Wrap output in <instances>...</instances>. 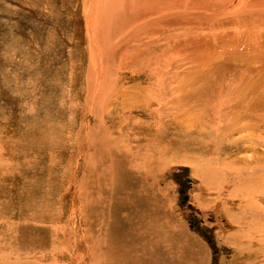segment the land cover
<instances>
[{
    "label": "rangeland",
    "instance_id": "obj_1",
    "mask_svg": "<svg viewBox=\"0 0 264 264\" xmlns=\"http://www.w3.org/2000/svg\"><path fill=\"white\" fill-rule=\"evenodd\" d=\"M81 1L0 0V264H106L123 258L141 230L151 247L148 264H256L226 235L233 228L216 206L224 204L215 193L225 182L220 169L204 167L206 180L193 174L196 144L174 139L148 174H135L121 152V159L110 158L113 141L104 131L121 125L110 116L99 120L86 100L89 54L80 33ZM118 60H108L107 67ZM180 70L185 73V64ZM208 80L205 92L190 99L195 103L185 101V115L209 98L208 91L218 98L217 83ZM131 115L138 117V110ZM209 152L197 165L208 164ZM255 178L252 183L264 184L263 176ZM152 223L156 228L145 232ZM172 238L171 258L166 247Z\"/></svg>",
    "mask_w": 264,
    "mask_h": 264
},
{
    "label": "bare ground",
    "instance_id": "obj_2",
    "mask_svg": "<svg viewBox=\"0 0 264 264\" xmlns=\"http://www.w3.org/2000/svg\"><path fill=\"white\" fill-rule=\"evenodd\" d=\"M81 6L85 22L80 33L84 32L89 54L85 99L92 105V115L99 120L113 117L121 125L104 131L106 139L113 141L110 158L127 156L135 174H148L163 161L160 156L174 139L196 144L200 156L190 158L193 174L206 180L204 167L216 166L225 179L215 193L224 202H217V210L233 228L226 235L256 258L252 262L264 264V184L252 183L253 177H264V0H82ZM115 58L117 64L108 68V60ZM184 64L185 73L180 70ZM208 79L217 83L218 98L208 91L209 98L185 115V101L195 103L190 99L205 92ZM114 81L112 90H103L113 87ZM133 98L139 103L132 104ZM134 110L138 117L131 115ZM211 142L216 156V150L209 152ZM208 152V164L197 165L205 161L201 154ZM229 160L235 163L228 164ZM147 227L145 232L156 228L153 223ZM142 231L123 258L106 264H148L151 247L147 248ZM186 238L185 249H189ZM175 241L172 238L166 247L170 257Z\"/></svg>",
    "mask_w": 264,
    "mask_h": 264
},
{
    "label": "water",
    "instance_id": "obj_3",
    "mask_svg": "<svg viewBox=\"0 0 264 264\" xmlns=\"http://www.w3.org/2000/svg\"><path fill=\"white\" fill-rule=\"evenodd\" d=\"M186 179H187V180H189V181L191 180L190 178H189V179H188V178H186ZM185 199H186V197H185Z\"/></svg>",
    "mask_w": 264,
    "mask_h": 264
}]
</instances>
